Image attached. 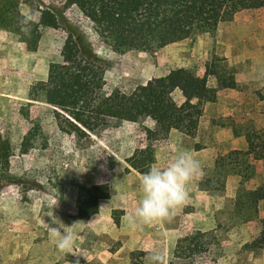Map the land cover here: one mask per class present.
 <instances>
[{"label": "rangeland", "instance_id": "374dc122", "mask_svg": "<svg viewBox=\"0 0 264 264\" xmlns=\"http://www.w3.org/2000/svg\"><path fill=\"white\" fill-rule=\"evenodd\" d=\"M40 2L38 8L50 7L81 31L103 60L107 90L117 87L129 92L176 67L202 74L210 64L219 66L234 86L218 89L215 100L204 104L194 136L170 129L165 136L147 141L143 127H153L149 118L121 121L80 135L69 125H57L53 108L41 94L34 99L28 95L33 83L45 79L48 64L60 61L66 23L42 27L34 51L8 32L2 34L0 264H145L150 250L160 253V264H264V250L243 247L259 231L264 199L258 202L256 217L243 221L233 211L236 175L226 177L222 190H203L197 184L210 173L214 156L233 148L218 144L213 150L191 151L208 141L209 127L234 125L239 129L252 121L264 131V6L246 8L239 0H229L213 34H179L163 47L146 52L123 50L112 37L98 35L72 3ZM18 7L38 20L34 8L24 3ZM246 65L259 66V81H235L236 71ZM208 84L216 85L213 76L208 77ZM239 89L243 95L236 94ZM172 95L177 103L182 101L178 90ZM240 105L245 110L238 109ZM147 143L153 152L152 163H145L141 152ZM181 152L198 160L202 172L187 185L186 202L176 206L167 219L130 226L125 218L137 205L143 174L152 167L167 166ZM254 164L255 173L246 187L264 180V159ZM99 186L106 187L108 197L99 199L96 213L85 216L91 190ZM195 230L211 233L206 250L175 256V240ZM66 233L73 243L65 252L55 241Z\"/></svg>", "mask_w": 264, "mask_h": 264}, {"label": "trees", "instance_id": "16d2710c", "mask_svg": "<svg viewBox=\"0 0 264 264\" xmlns=\"http://www.w3.org/2000/svg\"><path fill=\"white\" fill-rule=\"evenodd\" d=\"M74 4L92 23L98 35H108L123 50L151 52L172 42L176 35L194 36L216 30L224 5L229 0H64ZM246 8L264 6V0H239ZM24 3L39 12L38 20L23 14L19 4ZM40 0H0V28L25 44L28 51L37 48L44 26L57 28L66 23L65 37L60 49V61L48 64L45 79L33 83L28 91L34 99L39 93L53 108L57 125H69L80 135L95 132L121 121L138 122L149 118L153 127L144 126L147 141L157 135L165 136L170 129L194 135L205 102L214 101L216 91L232 87L224 71L215 64L205 66L202 74L187 67H176L159 76H152L124 92L117 87L107 90L103 77L102 59L77 27ZM30 18V31H21L20 21ZM213 76L215 86L208 84ZM178 90L182 101L177 103L173 91ZM242 128L231 126L233 135H243L246 148L231 149L218 154L210 173L198 181L203 190H222L226 177H238L233 200V211L243 221L257 215V205L264 199V180L254 187H246L255 173L257 160L264 159V131L248 121ZM141 152L145 163L154 156L147 143ZM133 155V154H132ZM129 160L131 158H128ZM132 165L135 164L131 162ZM106 187L91 190L85 216L97 212L98 201L107 198ZM259 231L243 247L264 250V217L259 219ZM208 231L195 230L176 239L173 254L190 256L205 251L209 243ZM211 237V236H210Z\"/></svg>", "mask_w": 264, "mask_h": 264}, {"label": "clouds", "instance_id": "9594fccd", "mask_svg": "<svg viewBox=\"0 0 264 264\" xmlns=\"http://www.w3.org/2000/svg\"><path fill=\"white\" fill-rule=\"evenodd\" d=\"M21 31H30V18L20 21ZM202 175L201 165L190 153L181 152L167 166L152 167L141 178V193L132 213L126 216L130 226L149 224L153 221L170 217L172 210L186 202L187 185L193 178ZM73 240L71 234H63L55 241L61 251H69ZM162 257L156 250H150L145 257V264H160Z\"/></svg>", "mask_w": 264, "mask_h": 264}, {"label": "crops", "instance_id": "0c3cea01", "mask_svg": "<svg viewBox=\"0 0 264 264\" xmlns=\"http://www.w3.org/2000/svg\"><path fill=\"white\" fill-rule=\"evenodd\" d=\"M2 34H6V31L0 29V37L2 36ZM258 68H259V66L254 67L253 65H251V66L246 65L242 69H238L236 71V74H235V81H237V82L240 81L241 83H246L248 81L249 82L259 81L260 80V74H259ZM229 93H231V92H229ZM236 94L238 96L243 95V89H239L238 93H236ZM217 95H219V90L217 91ZM205 103H207V102H205ZM221 103L224 104V102H221ZM204 104H203V106H204ZM219 105H220V103H219ZM240 106H238V109H240V110L244 109L245 110L244 105H242L241 107ZM197 128H198V126H197ZM172 131H174V130H172ZM169 134L174 136L172 132H170ZM206 137H208V141L205 142L202 147H200L199 149H196V150L192 148L191 151L194 150V152H198V151L208 150V148L213 150L214 149L213 146L218 145V144L226 145V146L232 147L233 149L244 150L246 148V142H245L244 136L241 134L240 135H233L230 127H225V126L218 127V128L209 127V130L207 132ZM235 146H238V148H236ZM218 154H223V153H217L214 156V158ZM211 156H213V154H211ZM214 158H213V160H214Z\"/></svg>", "mask_w": 264, "mask_h": 264}]
</instances>
